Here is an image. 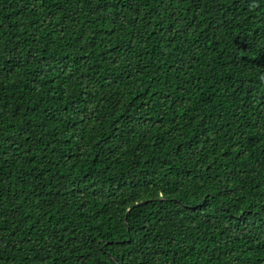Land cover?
Here are the masks:
<instances>
[{
  "label": "trees",
  "instance_id": "obj_1",
  "mask_svg": "<svg viewBox=\"0 0 264 264\" xmlns=\"http://www.w3.org/2000/svg\"><path fill=\"white\" fill-rule=\"evenodd\" d=\"M0 264H264V0H0Z\"/></svg>",
  "mask_w": 264,
  "mask_h": 264
}]
</instances>
